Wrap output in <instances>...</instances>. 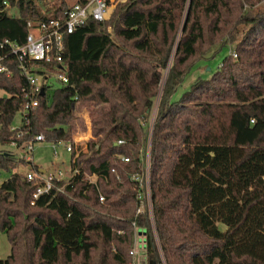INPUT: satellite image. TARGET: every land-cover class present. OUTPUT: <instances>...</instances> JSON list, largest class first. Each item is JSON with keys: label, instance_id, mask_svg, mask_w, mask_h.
Masks as SVG:
<instances>
[{"label": "trees", "instance_id": "obj_1", "mask_svg": "<svg viewBox=\"0 0 264 264\" xmlns=\"http://www.w3.org/2000/svg\"><path fill=\"white\" fill-rule=\"evenodd\" d=\"M10 2L19 13H0V41L21 44L27 19L51 15L33 0ZM260 2L127 0L108 20L88 18L64 39L69 83L51 95L38 94L37 106L17 129L10 126L29 99L21 91L27 82L14 56L0 47L12 69L9 76L0 72V89L8 92L0 97V143L21 146L40 133L46 141L72 139L80 111L88 109L92 137L71 168L97 175L96 184L73 176L63 191L54 188L32 204L36 187L15 168L37 166L0 150V170L9 173L0 184V229L10 243L0 264H130L133 221L145 230L152 264H163L161 254L165 264H264ZM70 5L61 0L52 15ZM108 25L118 41L105 30ZM240 35L236 57L226 55L222 69L173 98L196 62ZM147 145L153 221L147 213L136 215L129 179L141 171Z\"/></svg>", "mask_w": 264, "mask_h": 264}, {"label": "built area", "instance_id": "obj_2", "mask_svg": "<svg viewBox=\"0 0 264 264\" xmlns=\"http://www.w3.org/2000/svg\"><path fill=\"white\" fill-rule=\"evenodd\" d=\"M117 0H75L71 5L64 10L61 14L56 16L51 15L47 18H29L26 21L27 34L25 41L21 44L4 39L0 41V47H6L9 51L8 54L14 56L16 68L21 76L26 79V86L21 88L22 92L27 94L29 99L24 106L19 110L23 114V119L26 113L35 108L38 104L36 96L38 94L49 93L50 89L56 86L66 85L69 83V78L66 73V63L63 57L64 52V39L68 33H72L85 24L88 18H93L98 21H105L109 18L112 8ZM17 6H12L10 0H0V13ZM8 54L0 55V72H4L7 76L12 74L10 65L4 60ZM230 54L236 57L235 51L230 50ZM55 81V85L52 81ZM43 92V93H42ZM90 123V120L87 119ZM91 128V126H88ZM11 129H17L13 125ZM91 135V134H90ZM88 135L72 136L69 140L50 141L53 146V154L55 157H60L61 161L58 165L52 166L51 169H42L40 166L33 163V153L35 144L38 142L46 141L42 133L35 135L31 140L18 146L16 141H11L10 144L15 148H20L24 151V158L30 164L37 167L31 169L26 167L25 176L27 180L35 185L33 192L32 204L42 195L48 194L52 189L60 191L64 190V185L73 177L77 176L80 179L89 183L96 184L97 175L95 172L88 173L83 169H72V163L75 162L77 157L82 151L86 150ZM119 140L118 143H122ZM62 144L65 152V157L60 155L56 144ZM116 156L123 162H129L130 157L122 153H117ZM67 161V166L65 163ZM141 171L131 172L129 179L135 184L132 187L135 194L138 206L136 208V215L147 213L153 221V209L150 187V147L142 150L141 153ZM67 167V168H66ZM63 183L58 185L57 182ZM105 196L99 192V201L103 202ZM132 224L134 230V245L130 250V255L136 253L135 244L140 239L138 233L139 228L136 222ZM143 230V229H141ZM139 243V242H138ZM145 245V242H144ZM130 264H135L134 260Z\"/></svg>", "mask_w": 264, "mask_h": 264}, {"label": "rangeland", "instance_id": "obj_3", "mask_svg": "<svg viewBox=\"0 0 264 264\" xmlns=\"http://www.w3.org/2000/svg\"><path fill=\"white\" fill-rule=\"evenodd\" d=\"M33 1L37 5L40 12L47 13L48 15H52L54 12L53 6L57 5L61 0H33ZM65 1H67L69 4H71L75 0H65ZM126 1L127 0H117L116 3L114 4L113 8H112L111 14L118 4L124 3ZM257 8L264 11V0H262V2L257 4ZM11 12L13 14L19 13L18 8H16V7L12 8ZM111 14H110V16H111ZM110 16H109V18H110ZM105 30L107 32H111L112 36L118 41L119 38L116 37L114 35V33H112V28L110 25H108ZM240 39H241V35L238 37L237 41L230 42V43H228V45L223 46L220 50H218L215 53L214 56H212L206 60H200V61L196 62V64L192 67L190 72L185 76L184 81L178 87L173 98L178 99L182 95V93L184 91L188 90L190 88V86L195 81H197L199 78H206L208 76H211L216 70L222 69V63L221 62H222L223 58L226 55L230 54L231 49H232V51H236V45ZM215 48H216V46H214L212 49H215ZM203 51H205V50H203ZM212 51H214V50H210L206 54V57H209V55ZM164 73H165L164 74V76H165L166 72H164ZM52 82L55 85H57V83L54 80ZM48 92L51 95V94H53L54 91H53V89H50ZM5 96H8V92L3 90V89H0V97H5ZM158 103H159V96L155 99L154 106L152 108L150 117H149L148 122H147V126H149L150 128L152 127L153 122H154ZM79 116L81 119V125H77V128L72 131V136H80V135L85 134V135H88V137L90 139L92 137V132L88 126L89 125L91 126V118H92L91 117V110L83 109L82 111H80ZM22 118H23L22 112L18 111L13 118L12 125L15 127H20L22 124ZM87 119L90 120V123L87 122ZM56 145L58 147L60 155L62 157L67 158L65 156V152L62 148V144L59 143ZM9 148H13V147L12 146L9 147L8 144L0 143V150L9 149ZM14 153L20 158H22L24 155V151L20 150V149H19V151L15 150ZM33 154H34V156H33L34 162L37 163L38 165H43L47 169L52 168V162H59V160H60V157L54 156L52 142H50V141H43V142L36 143L35 147H34V153ZM67 164L68 163L66 161L65 166H67ZM53 166H55L54 163H53ZM26 167H27V165H25V164H19L15 168V170L18 172H21L22 174H25ZM8 176H9V173L7 171L0 170V184ZM143 235H145V230H144ZM156 240H158L157 237H156ZM131 249H133V247ZM135 250H136V253L133 256H131V258H130L131 260H134L135 264H152L149 256L145 253V245L142 242V238L137 240V243L135 244ZM9 253H10V243L8 240V236L4 231H2L0 229V259L7 257ZM160 254H161V252H160ZM161 258H162V263L165 264V261L162 257V254H161Z\"/></svg>", "mask_w": 264, "mask_h": 264}, {"label": "crops", "instance_id": "obj_4", "mask_svg": "<svg viewBox=\"0 0 264 264\" xmlns=\"http://www.w3.org/2000/svg\"><path fill=\"white\" fill-rule=\"evenodd\" d=\"M8 145H9V147L12 146L13 148L3 149V150H8V151L15 152V150H16V151H19V149H20V148H15V147H14L13 145H11L10 143H8ZM20 150H22V149H20ZM33 156H34V154H33ZM60 161H61V159L59 160V162H52V166H53V163H54L55 165H58V164L60 163ZM33 163L36 164V165H38L37 163L34 162V158H33ZM38 166H40L42 169H45V168H46V167H44L43 165H38ZM138 233H139V235H140V239L142 238V242L144 243V242H145V235H143L144 230H142V232H139V231H138Z\"/></svg>", "mask_w": 264, "mask_h": 264}, {"label": "water", "instance_id": "obj_5", "mask_svg": "<svg viewBox=\"0 0 264 264\" xmlns=\"http://www.w3.org/2000/svg\"><path fill=\"white\" fill-rule=\"evenodd\" d=\"M43 93V92H42ZM139 232H142V230L141 229H139Z\"/></svg>", "mask_w": 264, "mask_h": 264}]
</instances>
